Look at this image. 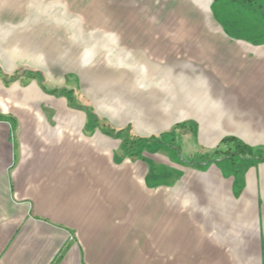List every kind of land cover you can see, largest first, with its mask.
Listing matches in <instances>:
<instances>
[{
  "label": "rangeland",
  "instance_id": "1",
  "mask_svg": "<svg viewBox=\"0 0 264 264\" xmlns=\"http://www.w3.org/2000/svg\"><path fill=\"white\" fill-rule=\"evenodd\" d=\"M0 40L4 98H20L24 91L15 85H32L22 96L38 97L18 108L39 111L46 126L74 130L81 138H93L96 130L106 135L102 124L130 126L124 135L133 141L131 152L121 146V135L113 137L119 146L107 150L113 181L120 171L122 183L109 188L113 195L126 194L129 215L140 198L160 194L158 205L144 199L140 208L159 209L145 215L147 231L167 228L169 219L211 224V215L201 211L235 203L220 199L221 186L230 198L239 181L247 187V158L206 161L219 140L203 132L199 109L201 99L214 102L218 92L232 89L223 70L237 81L254 76L247 70L255 63L248 45L264 44V0H0ZM16 69L22 76L7 80ZM135 135L155 138L135 141ZM251 147L259 153L252 159H264V143ZM233 161L240 162L236 170ZM232 177L235 185L222 184ZM215 218L223 219L221 213ZM128 220L140 222L136 216ZM150 233L132 238L148 244L142 259H153V245L162 240Z\"/></svg>",
  "mask_w": 264,
  "mask_h": 264
},
{
  "label": "crops",
  "instance_id": "2",
  "mask_svg": "<svg viewBox=\"0 0 264 264\" xmlns=\"http://www.w3.org/2000/svg\"><path fill=\"white\" fill-rule=\"evenodd\" d=\"M248 52L255 63L247 70L254 76L237 81L223 70L232 89L218 92L214 102L200 101L201 127L216 142L234 136L251 146L264 143V44H249ZM30 87L15 85L14 90L25 94ZM22 93L10 101L0 90V264H49L66 240L58 264H264V159L244 157L247 187L240 188L239 181L230 198L221 186L220 199L235 203L232 209L201 211L211 215V224H177V219L171 224L169 219L167 228L147 231L145 215L154 211L155 216L159 209L142 212L145 198H140L129 215L126 194L113 195L109 188L122 185L120 171L113 181L107 151L120 140L97 130L93 138H81L74 130L48 127L41 112L17 107L38 100ZM237 165L231 166L236 170ZM235 177L218 181L235 185ZM159 197L145 200L152 207ZM218 213L223 219L216 220ZM135 216L140 222L129 224ZM143 232L162 238L153 245V259H142L146 242H132Z\"/></svg>",
  "mask_w": 264,
  "mask_h": 264
},
{
  "label": "trees",
  "instance_id": "3",
  "mask_svg": "<svg viewBox=\"0 0 264 264\" xmlns=\"http://www.w3.org/2000/svg\"><path fill=\"white\" fill-rule=\"evenodd\" d=\"M235 1V0H232ZM39 73V72H38ZM23 73H20V71L18 69L14 70L13 72L8 74L7 80H9L8 78L12 79V78H17L18 76H22ZM24 76H34L37 74V72H32V71H25L24 72ZM0 77H6L5 75H3L0 72ZM67 91V90H66ZM65 91V92H66ZM130 126H124L123 128H114L111 125L107 124L104 125L102 124V128H100V130L111 137H118V136H123V140H122V147L131 152V149H129V147H131L132 145V140H129V137H125L124 133L129 131ZM121 133V134H120ZM155 138L154 135L150 136V137H141L138 135L134 136V140H141L142 142H147L150 139ZM218 146L217 148H215L211 153H210V158L206 161L208 162H213L215 161V159L221 158L225 161H229V160H233L234 156H238V157H245V156H252V155H259L258 151L254 152V149H252V147L250 145H248L247 143H245L244 141H242L241 139L234 137V136H225L219 139L218 141ZM221 144L226 145V148L220 149L219 146ZM131 154H136L135 152H132ZM233 164V162H232ZM67 245H65L64 247H62L58 253L56 254L55 258L49 263V264H58V262L60 261V259L63 257L64 253L67 250Z\"/></svg>",
  "mask_w": 264,
  "mask_h": 264
}]
</instances>
